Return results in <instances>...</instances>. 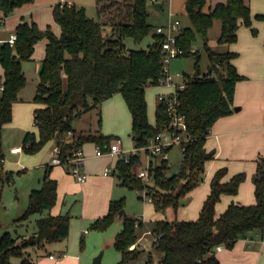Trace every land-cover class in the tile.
I'll list each match as a JSON object with an SVG mask.
<instances>
[{
    "label": "trees",
    "instance_id": "obj_1",
    "mask_svg": "<svg viewBox=\"0 0 264 264\" xmlns=\"http://www.w3.org/2000/svg\"><path fill=\"white\" fill-rule=\"evenodd\" d=\"M32 1L0 0V10L8 15ZM147 4L148 0H95L96 18H93L86 14L84 6L73 2L58 3L54 5L52 15L60 25L59 35L49 24L42 29L35 21L22 18L15 27L14 43H0V65L3 68L0 77V85H3L0 89V197L14 174L12 170H3V128L12 120L13 103L21 99L27 85L22 62L31 59L35 44L43 38L47 40L45 55L31 100L37 104L33 110L36 131L25 132L21 144L23 152L35 153L53 140L65 161L61 165L69 167L67 160L86 142H94L102 150H107L115 136L101 130L76 135L73 122L116 92L121 93L131 114L134 147L145 145L149 138L168 126L170 118L163 101L156 103L154 124L148 120L145 88L159 84L162 34L153 32L154 26L148 21ZM205 5L206 0H186L185 11L191 24L181 27L175 36L176 44L184 49L182 55L195 56L196 67L199 53L193 43L199 37L210 61V69L202 77L184 74L185 85L177 89L178 110L184 116L188 134V139L180 145L182 156L178 170L167 175V160L155 162L150 169L153 184H148L132 173L139 156L130 154L128 161L118 158L115 163L120 184L129 188L146 187L151 202L159 211L170 207L176 212L186 193L203 180L204 163L215 156L214 150L204 147L209 129L216 119L234 112L236 82L244 78L231 62L237 52L211 49L209 29L218 19L221 29L217 42H235L240 24L251 26L249 4L245 0H225L216 2L207 11ZM255 17L264 20V14L258 13ZM152 32L153 40L147 49L126 48L125 38L140 41ZM251 32L255 34L257 29L251 27ZM50 167L48 165L44 173L41 187L31 189L27 209L16 218L22 222L39 214L35 231L27 236L13 235L4 226L0 228V264H13L12 257H20L23 264H36L28 259L27 248L41 247L68 236L71 216L50 212L57 200V181L50 176ZM225 172V168L215 171L210 191L196 219L154 221L149 229L155 237L152 241L154 252L147 251L141 264H221L216 255L217 245L232 249L238 239L250 232L263 238L264 160L257 159L252 178L255 202H231L216 216L215 205L221 194H236L246 177L244 172H237L229 180L222 181ZM124 204L123 198L111 199L107 212L91 223L93 228L103 231L122 216V227L114 238V245L121 254L117 264L140 261L144 253L136 242L145 221L139 216H125ZM131 245L135 246L129 248ZM154 253L159 254L156 263Z\"/></svg>",
    "mask_w": 264,
    "mask_h": 264
},
{
    "label": "crops",
    "instance_id": "obj_2",
    "mask_svg": "<svg viewBox=\"0 0 264 264\" xmlns=\"http://www.w3.org/2000/svg\"><path fill=\"white\" fill-rule=\"evenodd\" d=\"M152 1L162 3L161 6L156 5V3L155 5L158 8L165 7L167 9L168 19H173L172 17L179 14H186V0ZM219 1L225 0H206L204 10L207 11ZM245 1L250 6L251 14L253 10L255 13L259 12L257 10L262 11L260 6H263L262 4L264 3V0ZM64 2L69 1L33 0L32 2L25 3L15 8L8 15H4L0 10V24H2L0 25V43L6 41L9 36L15 32V27L22 18H26L29 21H35L42 29L49 24L53 32L56 35H59L60 25L54 21L52 11L54 5ZM75 4L83 6L78 3ZM155 15H157V12ZM166 24L167 22L155 25L153 32H155L156 26H164ZM242 27L243 24H240L237 31V40L231 44H227V50L237 52V56L234 57L231 62L235 65L237 72L244 76L243 79L236 82L235 86L234 105L237 106V109L229 115L219 117L210 127L204 147L207 150H214L215 156L212 159L205 161L203 180L186 193L183 198L185 200L184 203L181 201L176 212H174L172 208L167 207L169 213L171 212L174 215L172 217L173 219L194 220L198 217L202 203L210 191V181L215 171L220 168H225L226 171L222 177V181L229 180L231 176L237 172H244L246 177L240 183L236 194H221L219 201L215 205L216 216L222 213L231 202L240 204H252L255 202L254 183L252 178L256 171L257 159L259 158V155L264 154V38L254 37ZM153 32L151 33V36L153 35ZM46 42L47 40L43 38L35 44L31 59L22 62V69L24 68V65H28L27 63L33 62L35 70L39 71L41 60L45 55ZM35 60H38V62H35ZM2 75L3 68L0 65V77H2ZM156 86L162 87L164 90L162 92H170L173 89L169 86ZM25 92L24 89L21 96H23ZM120 95L119 92H116L100 104V118L103 121L102 130H100L104 134L113 135L115 137L121 132L125 133L126 131L131 130L132 124L131 114L129 116V118H131L130 123V120L127 118L128 113L130 112L127 110L128 108H126L127 105L122 95ZM20 100L22 101L23 97H21ZM16 102H14L12 106V120L4 125L2 138L6 126L15 125L16 120H13V114L15 113ZM36 106L37 104L33 102L28 106L29 113L31 112L32 123L29 122L28 125H20L22 128L21 142L25 132L28 131L26 129L30 125L33 126L32 131H36V127L33 124V110ZM149 122L154 124L155 119L153 122L150 120ZM74 124H76V121ZM130 139L134 147V141L131 137ZM49 143L52 144L53 148L55 147L53 140ZM15 146L20 147V151L11 152L9 149L11 154H20L23 152L21 144L13 143L10 148ZM2 147L5 156V149L7 147L3 145V140ZM96 147L97 145L94 142H86L81 147L85 161H87L86 163L84 162L83 166V170L87 174V177L83 182H78L69 173L67 165L49 164L51 156L48 158V162L45 163V171L48 168V165H50V176L57 181V200L56 204L50 210L51 214L56 215L63 213L64 201L67 196H71V198L80 197V220H77V218L74 217L71 218L69 221L68 237L66 241L63 239L59 240V242L56 241L49 243L58 255L55 251V253L49 251L47 256H41L37 259V264H80L79 254L75 251V232L78 227V221L80 224L84 218L93 221L97 217L104 215L108 210L110 200L114 198L113 194L114 191L116 192L115 189L121 185L119 179L116 180L115 176V163L118 159L117 155L109 153L98 155L96 154ZM140 160L142 162L141 157ZM107 167H110L112 172L105 174L104 170ZM152 206L154 208L153 203ZM164 210H166V208ZM164 210L156 211V209H154V219H165L163 213ZM139 217L145 221L144 226H146L148 218H145L144 216ZM119 218L120 217H118L117 220ZM0 223L2 227L3 223ZM85 230L84 233H87L88 230L86 232ZM148 232L149 229L145 231L144 234ZM22 235L27 236L23 233ZM255 242L256 246L252 248ZM139 243H141L139 246L146 251L145 244L141 240ZM152 250L153 247L147 251ZM49 254H56L60 258L56 261L53 258H50ZM216 255L220 259L221 264H237V261L240 262V260H242L241 258L246 256L255 258L254 264H264V236L260 239L257 233L250 232L246 237L238 239L232 249L222 247L221 250L217 251ZM142 262L143 261H141V263Z\"/></svg>",
    "mask_w": 264,
    "mask_h": 264
},
{
    "label": "rangeland",
    "instance_id": "obj_3",
    "mask_svg": "<svg viewBox=\"0 0 264 264\" xmlns=\"http://www.w3.org/2000/svg\"><path fill=\"white\" fill-rule=\"evenodd\" d=\"M68 1L83 5L86 14L90 17L96 18V8L94 0ZM155 3V1L148 0L147 10L149 13V22L153 26L159 23H168L171 18L168 19L167 9L165 7H156ZM262 5L263 6L260 7L263 12L261 10H257L259 12L255 13L253 10L251 17V26L243 25L242 27L245 28L247 32H250L252 36L257 38H264V20L255 17V15L258 13L264 14V3ZM156 12L157 15H155ZM172 18L178 19L180 21V28L185 25L189 26L191 24L186 14H179ZM251 27L257 29V32L255 34L251 32ZM220 29L221 22L218 19L214 21L213 26L209 29V45L211 49L218 52L226 51L228 48L227 44H220L217 42V38L220 34ZM151 41V33L146 35L140 41H134L130 37L124 39V43L127 49H147L148 44L151 43ZM193 47L194 49L198 50L199 53L198 66L196 67V58L194 55H181L171 59L169 64L171 72L179 71L183 74L202 77L210 69L208 53L205 50L202 44V40L199 37L193 43ZM35 62H38V60H35ZM27 64L28 65H24L23 68L27 78V85L25 87L26 92L22 96L23 100H19L16 102L15 113L13 114V120H16L15 125H7L2 138L3 145L7 147L5 149L3 170H12L14 171V174L11 182L5 184L1 193L0 222L3 223V228L9 230L13 235H16L17 233L29 235L34 231V229H36V220L40 217L39 214H33L27 220H24L22 222L16 221V218L21 216L27 209L29 203V193L31 189L41 187L43 176L45 173V163L48 162V158H50V156L56 154V151L52 147V144L49 142L45 144L39 151L32 154H28L25 152H21L20 154H11L9 152L10 146L13 143L22 144V128L20 125H28L29 122L32 123L31 112L29 113L28 106L31 105L35 85L38 81V70H35L33 62ZM162 91H164L162 87L152 85H148L145 90L148 119L151 122H153L155 119V104L156 101H158V94L163 93ZM236 107L237 106L235 105V108ZM100 114L101 107L99 105L94 106L90 110L79 115L75 120L76 124H74L75 134L78 135L84 132H93L100 129L102 130L103 121L100 118ZM129 116L130 113H128L127 118L131 123V118H129ZM26 130H33V126L30 125ZM118 136L122 140L123 151L126 154H129L133 148L132 141L130 139L131 130H128L125 133L121 132ZM262 155H259V157ZM181 156V148L179 145H174L168 150V158L166 162L169 167L166 170L167 175H171L178 170ZM141 159L143 162L145 161L144 153L141 154ZM156 161L158 160L156 159ZM86 162L87 161H85V163ZM20 169L24 170L18 172V170ZM116 180H118L117 176ZM147 183L153 184V180L149 179ZM115 190L116 192L114 191L113 199L123 198L125 200V204L123 207L125 216H144L145 218H148L146 226L140 228L139 230V237L136 245H141V243H139L141 240L146 246V251L151 249L153 247V235L150 232L146 234H144V232L148 229H151L155 221L153 216V214L155 213V207L153 208L152 203L149 202L147 198L145 199L142 197V188L139 189L140 192H138V188H129L123 185H119ZM80 201V197L71 198V196H67L65 198V204L62 211L63 213H68L71 216L70 220L73 217L77 218V220H80ZM163 213L165 215V219H173L172 217L174 215L171 212L169 213L168 208H166ZM119 217L120 218L118 220L116 219L107 229L103 231L93 228L91 226L92 220H89L88 218H84L80 224L78 221V227L76 228L75 232V251H77V254H79L80 264H93L94 258L99 254H101L100 264H117L119 262L121 254L114 245V237L122 227V216ZM85 229L88 230L87 233H84ZM67 237L65 238V241L67 240ZM253 245L254 246H252V248L256 246V242ZM49 251H55L49 243L41 247H29L27 248V257L29 260L37 264V259L41 256H47ZM146 251L144 250L140 261L133 262L131 264H141V261H143L146 257ZM152 251L154 252V248ZM56 254L58 255L57 252ZM158 259L159 254L154 253V262L156 263ZM241 259L242 260H240V262L237 261V264L255 263V258H252L251 256L242 257ZM12 262L13 264H23L21 263L20 257H12Z\"/></svg>",
    "mask_w": 264,
    "mask_h": 264
},
{
    "label": "built area",
    "instance_id": "obj_4",
    "mask_svg": "<svg viewBox=\"0 0 264 264\" xmlns=\"http://www.w3.org/2000/svg\"><path fill=\"white\" fill-rule=\"evenodd\" d=\"M179 30L180 22L178 19H171L166 25L155 27V32L158 34H162V72L158 78V85L169 86L173 88L170 92H163L158 94V101H163L166 105V111L170 118L168 126H166V128H163L155 136L149 138L148 142L145 145L133 147L129 154H126L123 151L121 146L122 140L118 136L111 142L107 150H102L99 146L96 147V154L98 155H102L104 153L114 154L117 155L118 158H124L126 161L129 160L130 154L139 156L140 159L141 154L144 153L145 161H136L132 167V173L136 177L144 181V183H147L149 179H152L150 169L154 161L159 162L161 160H167L168 150L174 145L180 146L183 141L188 139L184 116L178 110L179 101L177 97V89H181L185 85L184 74L180 73L179 71L171 72L169 68L171 59L184 53V49L177 45L175 41V36ZM15 38L16 35L15 33H13L6 41H8L10 44H13ZM0 89H3V85H0ZM70 134L71 132L68 133V135ZM54 150L56 151V154H53L51 156L49 164H64L65 161H63L60 156V149L54 147ZM10 151L18 152L20 151V147H12L10 148ZM156 159L158 161H156ZM84 162L85 157L81 147L76 149L72 153V156L67 160V163L69 164L68 171L78 182H83L87 177V174L83 170ZM110 172H112V169L110 167L105 168V174ZM139 189L141 188H138V192H140ZM142 197L145 199L147 198V200L151 201V196L147 193L146 187L142 188ZM86 231L87 230H85V232ZM153 239H155V237H153ZM133 247L134 245H131L129 248ZM139 247L142 248L141 246ZM221 249L222 245L216 246V251H219ZM49 257L53 258L56 261L60 258L55 254H49Z\"/></svg>",
    "mask_w": 264,
    "mask_h": 264
},
{
    "label": "water",
    "instance_id": "obj_5",
    "mask_svg": "<svg viewBox=\"0 0 264 264\" xmlns=\"http://www.w3.org/2000/svg\"><path fill=\"white\" fill-rule=\"evenodd\" d=\"M156 5H159V6H161L162 5V3L160 2V3H156ZM235 109H237V107L235 108ZM75 122H73V124H74ZM260 158L262 159V160H264V154L262 155V156H260ZM184 199L182 200V203H184ZM0 227H1V223H0ZM100 259H101V254H99V255H97L95 258H94V260H93V264H100Z\"/></svg>",
    "mask_w": 264,
    "mask_h": 264
}]
</instances>
